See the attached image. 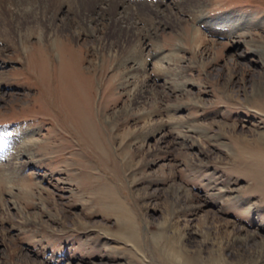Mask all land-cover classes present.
<instances>
[{"label": "rangeland", "instance_id": "1", "mask_svg": "<svg viewBox=\"0 0 264 264\" xmlns=\"http://www.w3.org/2000/svg\"><path fill=\"white\" fill-rule=\"evenodd\" d=\"M119 1L111 15L126 8L142 29L159 7L181 23L103 50V68L77 81L65 64L64 91L57 76L43 96L28 52L0 39V264H170L172 248L185 264H264V0H206L207 26L184 0ZM224 17L244 33L210 31ZM137 39L148 80L125 85ZM93 42H74L84 66Z\"/></svg>", "mask_w": 264, "mask_h": 264}, {"label": "bare ground", "instance_id": "2", "mask_svg": "<svg viewBox=\"0 0 264 264\" xmlns=\"http://www.w3.org/2000/svg\"><path fill=\"white\" fill-rule=\"evenodd\" d=\"M205 1L206 0H184L181 3L178 2L180 3L178 8L186 6L194 12L193 14H195V18H197L199 22L206 25L210 22L204 19L205 16L202 14L201 10L206 4ZM119 3V0H0V39L2 42L12 47L13 52L18 54L19 59L20 51L24 50L25 53L28 52V64L34 68V71H37L36 73L38 76L40 74L41 77H43L42 83L37 80V84L41 86V90L44 92L43 96H46L47 93L51 95L53 93L52 91L55 89L54 80L57 76L61 79V89H65V82H67L66 84L68 85L71 83V80L68 82V79L65 77L67 72L73 81H77L76 76L79 75V73L80 75L83 73L89 74L93 69L97 70L103 68V63L99 62L101 58H104L103 50L111 51L113 46H116V48L118 47L120 51L121 49H125L126 43L132 41L131 39L133 36L138 38L139 34L141 36V34L144 33L145 35H151L150 29L152 28H148V26L153 25V27H157L161 24L165 26L169 23L173 25H179L181 23V19L177 14L175 17L171 12L165 11L164 8L162 9L157 5L159 7V10L156 12L157 15H154V18L152 17L153 19L151 18L153 22L149 20L148 22L150 23H145L148 26H143L146 28H144V30L142 27H138L135 22L131 21V15L128 14L129 12H127L128 10H126V8L119 17L111 15L113 12L112 10H117ZM93 12L96 14L95 17H93L94 14L92 15ZM98 20L102 22L101 25L109 23L110 26H113L112 31H110L112 36H114H111L112 39L111 37L108 39L109 37L106 33V35L104 34L103 36L97 35V32L104 30V28L98 27ZM104 22L106 23L104 24ZM123 24L125 25L123 26ZM224 26H226L228 30L224 29ZM109 27H107V29H109ZM208 27L210 31L214 28L217 34H225L227 36H231L234 32H237L236 30L243 31L246 29L242 22L239 23L237 18L232 19V17L214 19V22ZM115 30L117 31L116 36L114 34L116 32ZM81 34H92L95 38V42H93L91 47L93 50H96L97 54L94 59H89L88 65L86 66H84L81 61L82 59H86V57L80 55V49L74 44L75 40L79 38ZM65 35L68 36V40L64 38ZM142 41L144 40H139L136 45L130 46V49L127 51L128 54H126L120 62V65H124L129 61L131 62L128 68L124 67L125 85L138 84L139 78L141 84L144 85L148 80L147 63L142 61V59L137 61V57L139 56L137 47L139 44H142ZM251 47L254 54L262 55L263 51L257 45L252 44ZM30 48H33V50ZM53 55H56V59L53 58ZM153 59L155 62L152 66L155 72L166 73L169 68L163 65V58L156 55ZM65 64H67L68 67H66ZM64 65L67 72L63 70L65 68H62ZM176 65H174V67L172 65L173 68H170V70L174 71L177 77L182 76L184 70ZM178 83L179 82H177L176 85H178ZM107 84H110V82L108 81ZM77 86L79 89L78 92H82L80 86L78 84ZM52 102L55 104L53 99ZM81 109L82 108H80V110ZM89 120H91V117H83L79 124L83 127L84 136L89 138L96 147L99 139L97 141L98 136L92 126L93 123ZM192 130L195 129L192 128ZM29 139L27 135L24 138L21 137L19 140L21 143H24L25 140ZM7 148L8 147H6V149ZM184 256L185 252L172 248L170 252L165 255V259H167L166 261L170 264H185V261L180 262L185 259Z\"/></svg>", "mask_w": 264, "mask_h": 264}]
</instances>
